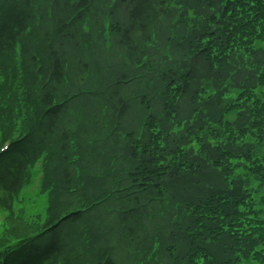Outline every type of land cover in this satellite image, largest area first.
<instances>
[{"label": "trees", "instance_id": "obj_1", "mask_svg": "<svg viewBox=\"0 0 264 264\" xmlns=\"http://www.w3.org/2000/svg\"><path fill=\"white\" fill-rule=\"evenodd\" d=\"M3 142L0 264H264V0H0Z\"/></svg>", "mask_w": 264, "mask_h": 264}, {"label": "rangeland", "instance_id": "obj_2", "mask_svg": "<svg viewBox=\"0 0 264 264\" xmlns=\"http://www.w3.org/2000/svg\"><path fill=\"white\" fill-rule=\"evenodd\" d=\"M17 54H18V58H19L21 55L20 54V46L17 48V53H16V58L14 60V65L18 60ZM116 56L118 57V55H116ZM98 61L106 63L104 56H101L98 59ZM18 62H19V60H18ZM97 76H99V75H97ZM68 116H69L68 114H66L65 116L63 114V115H61L60 120H63V121L65 120V122H66V121L71 119ZM42 140H45V139H42ZM262 153H264V146L260 151V154H262ZM39 168H40V163H38L32 169V173H33L34 178L41 175L39 172H37ZM34 178H32V180H33L32 184L25 185V186H23L24 184H19L15 188V204H16V206L14 207V209L16 211L23 213L24 217L27 219H34L37 215L43 217L45 214L46 206H48L49 202H50V201H48V199H46V195L44 194V192L41 189V184H38V182ZM252 186H256V183H253ZM5 216H7V212H5L3 209L0 208V231L2 229L3 218ZM44 218L49 219V213H47L44 216ZM67 253H69V252L63 253L62 257L67 256ZM63 263H66V262H63Z\"/></svg>", "mask_w": 264, "mask_h": 264}]
</instances>
